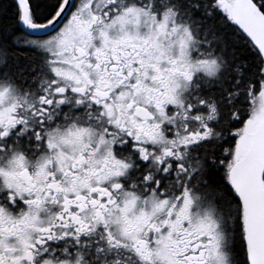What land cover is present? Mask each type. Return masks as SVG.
<instances>
[{
	"label": "snow or ice",
	"instance_id": "6c2138e0",
	"mask_svg": "<svg viewBox=\"0 0 264 264\" xmlns=\"http://www.w3.org/2000/svg\"><path fill=\"white\" fill-rule=\"evenodd\" d=\"M0 264H264V0H0Z\"/></svg>",
	"mask_w": 264,
	"mask_h": 264
}]
</instances>
